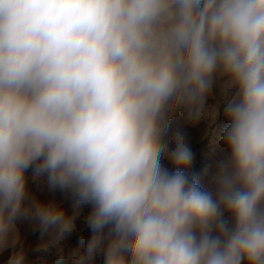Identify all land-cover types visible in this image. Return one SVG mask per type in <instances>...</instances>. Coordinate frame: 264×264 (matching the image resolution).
Here are the masks:
<instances>
[{
	"label": "clouds",
	"instance_id": "9594fccd",
	"mask_svg": "<svg viewBox=\"0 0 264 264\" xmlns=\"http://www.w3.org/2000/svg\"><path fill=\"white\" fill-rule=\"evenodd\" d=\"M217 76L235 95L213 192L186 172L187 132L165 137ZM30 168L72 214L29 198ZM82 206L73 264H264V0H0V250L31 218L40 264H60Z\"/></svg>",
	"mask_w": 264,
	"mask_h": 264
},
{
	"label": "rangeland",
	"instance_id": "374dc122",
	"mask_svg": "<svg viewBox=\"0 0 264 264\" xmlns=\"http://www.w3.org/2000/svg\"><path fill=\"white\" fill-rule=\"evenodd\" d=\"M234 95L235 89L230 92L226 90V78L217 76L207 95L202 115L198 119H189L186 110L181 108L173 113L168 123L169 132L165 139H169L177 127L182 128L188 134V142L194 155L190 168L186 170L187 174L197 177L202 188L213 192V177L217 165L229 156V149L222 139L224 129L230 124L224 109ZM164 165L170 171H176L167 157L164 160ZM25 175L30 199L35 198L41 202L55 203L61 206L66 214H72L76 205L75 198L59 189H52L46 173L36 175L34 169L30 168ZM90 210L89 206L81 207L75 231L61 246L63 260L60 264H73L79 253L86 247L92 235L91 229L86 224ZM224 218L231 223L232 218L229 213L225 212ZM15 225L17 237L14 246L8 252H4V255L14 254L17 250L22 249L25 253V264H40L36 249L47 236L42 235L37 222L31 218H20L15 222ZM56 262V250L51 251L43 260V264H56ZM94 264H104L103 252L97 253Z\"/></svg>",
	"mask_w": 264,
	"mask_h": 264
},
{
	"label": "crops",
	"instance_id": "0c3cea01",
	"mask_svg": "<svg viewBox=\"0 0 264 264\" xmlns=\"http://www.w3.org/2000/svg\"><path fill=\"white\" fill-rule=\"evenodd\" d=\"M16 237H17V232H16V225H15L12 236L10 237L9 245L6 248L0 250V264H8V261L13 254H10V255L5 254L4 255V252H6V251L8 252L10 250V248L14 246V244L12 243V240L15 241Z\"/></svg>",
	"mask_w": 264,
	"mask_h": 264
}]
</instances>
